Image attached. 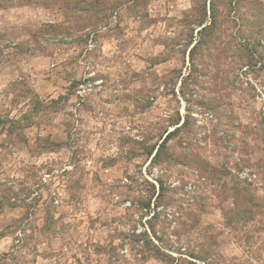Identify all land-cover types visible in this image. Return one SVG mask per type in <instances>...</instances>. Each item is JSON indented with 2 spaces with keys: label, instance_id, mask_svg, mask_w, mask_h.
<instances>
[{
  "label": "rangeland",
  "instance_id": "rangeland-1",
  "mask_svg": "<svg viewBox=\"0 0 264 264\" xmlns=\"http://www.w3.org/2000/svg\"><path fill=\"white\" fill-rule=\"evenodd\" d=\"M40 233L58 264H264V0H0V264Z\"/></svg>",
  "mask_w": 264,
  "mask_h": 264
},
{
  "label": "crops",
  "instance_id": "crops-1",
  "mask_svg": "<svg viewBox=\"0 0 264 264\" xmlns=\"http://www.w3.org/2000/svg\"><path fill=\"white\" fill-rule=\"evenodd\" d=\"M41 235V247L38 246L36 250V254L34 256L33 264H58L57 263V255L54 254L53 249V241H49L47 237H44L42 233ZM51 240H56V237L51 238ZM18 242V240H14L10 235H1L0 236V254L3 255L10 253L13 250V243ZM52 251V252H51Z\"/></svg>",
  "mask_w": 264,
  "mask_h": 264
},
{
  "label": "built area",
  "instance_id": "built-area-1",
  "mask_svg": "<svg viewBox=\"0 0 264 264\" xmlns=\"http://www.w3.org/2000/svg\"><path fill=\"white\" fill-rule=\"evenodd\" d=\"M78 93H80V91ZM44 177H48V175L45 174Z\"/></svg>",
  "mask_w": 264,
  "mask_h": 264
},
{
  "label": "trees",
  "instance_id": "trees-1",
  "mask_svg": "<svg viewBox=\"0 0 264 264\" xmlns=\"http://www.w3.org/2000/svg\"><path fill=\"white\" fill-rule=\"evenodd\" d=\"M157 156V154L156 155H154V158ZM3 256H7V255H3Z\"/></svg>",
  "mask_w": 264,
  "mask_h": 264
}]
</instances>
